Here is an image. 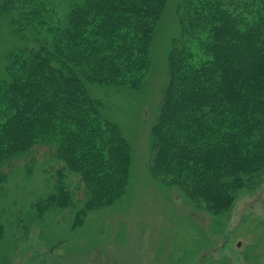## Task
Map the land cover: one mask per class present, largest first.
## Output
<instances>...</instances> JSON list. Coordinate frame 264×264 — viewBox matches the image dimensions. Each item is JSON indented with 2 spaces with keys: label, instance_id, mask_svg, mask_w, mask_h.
I'll use <instances>...</instances> for the list:
<instances>
[{
  "label": "trees",
  "instance_id": "1",
  "mask_svg": "<svg viewBox=\"0 0 264 264\" xmlns=\"http://www.w3.org/2000/svg\"><path fill=\"white\" fill-rule=\"evenodd\" d=\"M167 2L0 0L29 44L0 81V194L13 160L43 147L81 178L79 224L124 196L132 151L90 86L143 90ZM177 20L150 172L218 214L264 175V0H184ZM65 177L38 207L73 205Z\"/></svg>",
  "mask_w": 264,
  "mask_h": 264
},
{
  "label": "rangeland",
  "instance_id": "2",
  "mask_svg": "<svg viewBox=\"0 0 264 264\" xmlns=\"http://www.w3.org/2000/svg\"><path fill=\"white\" fill-rule=\"evenodd\" d=\"M168 0L156 26L151 67L139 93L92 85L132 151L128 187L112 206L79 224L81 178L40 147L16 157L0 194V264H264V175L254 188L236 192L227 210L210 213L150 172L154 125L168 72L177 7ZM29 44L0 22V81L11 51ZM59 174L72 194L66 209L38 205L55 190Z\"/></svg>",
  "mask_w": 264,
  "mask_h": 264
}]
</instances>
